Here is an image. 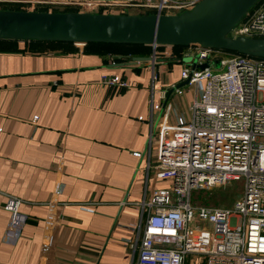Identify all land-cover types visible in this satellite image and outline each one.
I'll use <instances>...</instances> for the list:
<instances>
[{"label": "crops", "instance_id": "crops-1", "mask_svg": "<svg viewBox=\"0 0 264 264\" xmlns=\"http://www.w3.org/2000/svg\"><path fill=\"white\" fill-rule=\"evenodd\" d=\"M80 1L0 8L81 11ZM185 50L152 47L154 61L131 62L120 55L136 50L121 46L0 39V264L133 262L151 194L171 185L154 175L161 130L195 94L174 91ZM114 76L126 84L103 80Z\"/></svg>", "mask_w": 264, "mask_h": 264}, {"label": "built area", "instance_id": "built-area-1", "mask_svg": "<svg viewBox=\"0 0 264 264\" xmlns=\"http://www.w3.org/2000/svg\"><path fill=\"white\" fill-rule=\"evenodd\" d=\"M198 1L84 0L75 5L90 13L143 9L176 14ZM228 35L264 37V0ZM185 55L190 61L180 78L195 89L191 117L179 115L161 130L154 175L171 185L152 192L143 228L136 225L134 242L129 243L137 251L131 264H187L190 256L196 263L201 256L202 264H264V58L198 44L188 45ZM203 63L208 65L198 68ZM103 80L126 84L118 76ZM174 91L182 93L180 87ZM151 108L162 105L152 103ZM153 133L150 130L148 145ZM242 178L243 195L232 206L192 205L191 190Z\"/></svg>", "mask_w": 264, "mask_h": 264}, {"label": "water", "instance_id": "water-1", "mask_svg": "<svg viewBox=\"0 0 264 264\" xmlns=\"http://www.w3.org/2000/svg\"><path fill=\"white\" fill-rule=\"evenodd\" d=\"M259 0H199L176 14L90 13L0 8V39L148 44L225 50L264 58V37H231L232 27ZM131 62L153 56H129ZM190 60V58H188ZM196 62V57L193 64ZM208 63L198 65L203 69Z\"/></svg>", "mask_w": 264, "mask_h": 264}, {"label": "rangeland", "instance_id": "rangeland-1", "mask_svg": "<svg viewBox=\"0 0 264 264\" xmlns=\"http://www.w3.org/2000/svg\"><path fill=\"white\" fill-rule=\"evenodd\" d=\"M129 11V10H128ZM145 10L139 9H131L130 12H144ZM123 49L131 50L133 47L131 46H121ZM188 56L185 54L181 58V62L183 65H187L190 60H188ZM218 67L217 63H213V66ZM181 91L185 92L187 88L193 89V86L182 85L180 86ZM192 101H186L182 99L180 100L181 111L183 117L186 120H189L191 117L190 105ZM184 103V104H183ZM186 103V107H185ZM183 104V105H182ZM185 112V113H184ZM244 179L229 181L226 184L213 186L209 188H195L191 190L190 200L192 205L194 206H202V205H212L219 207H230L234 204V202L243 195L244 192ZM201 256H198L197 262L200 263ZM192 264V263H190Z\"/></svg>", "mask_w": 264, "mask_h": 264}, {"label": "trees", "instance_id": "trees-1", "mask_svg": "<svg viewBox=\"0 0 264 264\" xmlns=\"http://www.w3.org/2000/svg\"><path fill=\"white\" fill-rule=\"evenodd\" d=\"M262 0H259L257 1V3L255 5H253L249 11H252L253 9H255L259 3L261 2ZM18 10H21L22 8H17ZM57 10H60V9H52L51 11H57ZM63 11H68L66 9H62ZM139 10H143V9H139ZM130 11V10H129ZM129 11H127L126 13H128ZM150 13V11L148 10H145L144 12H140V13ZM44 42H58V41H44ZM58 43H71V42H58ZM91 43H96V44H102V45H106V46H131L133 47V49H131L132 51H135L134 54L136 56H146V54L150 53L152 51V46L151 45H148V44H112V43H98V42H91ZM158 46H163V45H158ZM173 49H184L186 48L187 46H171ZM232 52V51H230ZM232 53H236V52H232ZM132 54V53H131ZM134 55V56H135ZM129 56H133V55H128L126 56L125 54H121L120 55V59L122 57H128L127 59H129Z\"/></svg>", "mask_w": 264, "mask_h": 264}]
</instances>
